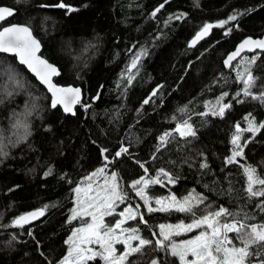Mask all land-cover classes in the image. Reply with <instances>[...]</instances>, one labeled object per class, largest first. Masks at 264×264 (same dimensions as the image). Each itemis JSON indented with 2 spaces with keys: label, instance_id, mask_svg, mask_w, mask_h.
Wrapping results in <instances>:
<instances>
[{
  "label": "trees",
  "instance_id": "trees-1",
  "mask_svg": "<svg viewBox=\"0 0 264 264\" xmlns=\"http://www.w3.org/2000/svg\"><path fill=\"white\" fill-rule=\"evenodd\" d=\"M60 2L0 0V5L16 10L1 25H29L43 44L42 55L61 69L56 82L79 85L84 92L75 115L53 108L49 92L36 77L15 56L0 53V264H59L68 253L66 241L72 231L86 222H68L76 202L74 189L86 188V178L105 165V172L118 173L127 201L135 206L136 201L142 203L139 210L148 223L139 217L137 221L145 238L155 240L152 233H158L161 224H188L195 218L175 208L146 211L130 184L141 176L156 177L159 169L174 182L159 176L161 183L150 184L146 190L149 197L174 195L182 201L188 196L203 197V203L193 209L196 217L223 206L240 219L247 216V223L264 224V211L257 207L264 197L249 198L244 171L251 166L264 178V129L241 132L240 143H246L243 156L226 163L236 125L246 129L244 118L249 113L257 123L264 122V102L245 96L237 79L244 68L242 57L258 55L251 66L257 78L251 91H264V53H245L233 67L223 62L243 37L264 36V0H62L68 8L40 7ZM161 4L164 7L153 17ZM180 13L186 15L169 21ZM232 15L235 20L228 19ZM221 21L227 23L215 26ZM205 24L214 27L190 47ZM223 93L228 95L221 103L231 107L223 117L213 116L209 109L218 110L216 101ZM185 105L187 113H180ZM189 117L196 135L180 137L174 129ZM165 132L173 135L166 146L159 147ZM121 146L128 147V153L113 161ZM152 206L158 207L154 199ZM38 208L45 209L41 218L23 227L13 225L17 217ZM200 231L173 237L186 240ZM229 237L240 246L234 233ZM154 258L160 264H181L170 251L154 246H146L129 262L150 264ZM257 259L264 257H251L250 264ZM87 264L105 262L96 257Z\"/></svg>",
  "mask_w": 264,
  "mask_h": 264
},
{
  "label": "snow or ice",
  "instance_id": "snow-or-ice-1",
  "mask_svg": "<svg viewBox=\"0 0 264 264\" xmlns=\"http://www.w3.org/2000/svg\"><path fill=\"white\" fill-rule=\"evenodd\" d=\"M19 2V0H17ZM165 3L168 0H164ZM42 8L46 7H58L68 8L62 0L55 5H40ZM164 7V4L159 5L153 12L152 16L156 14ZM76 9L69 8V11H75ZM15 9H11L5 6H0V24L6 20L7 17L15 14ZM184 13L175 14L168 19H182ZM229 20H235L236 15H232ZM167 23V22H166ZM227 21H221L218 25L222 27ZM214 25L205 24L195 37L190 42V47L195 46L198 41L208 35L211 28ZM231 31V29H229ZM40 41L33 35L32 29L27 25H11L3 27L0 30V53H12L15 54L21 64L27 66L36 77L46 85L49 92L52 94L51 107L55 108L58 104L63 105V110L66 113H72L73 108L70 105L80 103L81 89L78 87H61L53 83L52 78L60 75L59 68L49 63L47 60L40 58L37 53L40 50ZM260 49L264 50V39H253L251 37L245 39L237 49L232 52L224 64L227 67H233L232 61L235 60L245 50ZM141 52L139 55H142ZM139 55L132 62V67L135 68L139 59ZM258 55L253 56L251 59L242 57L241 62L244 65L243 71L237 73V79L242 81L243 87L241 92L245 96H251L252 99L260 100L264 102V91L259 94H253L251 89L256 83V77L252 74L251 66L255 64L258 59ZM239 67V65H237ZM14 84L20 85L18 80H15L12 76L9 77ZM132 77H129L131 80ZM159 87H162L159 86ZM238 92L236 95L239 96ZM11 95V93H8ZM156 95V90L153 91L152 96ZM228 95L223 93L216 101L218 110L216 108H210L209 111L213 116L223 117L225 111L231 107V104H222L224 96ZM98 98V96L96 97ZM148 99L144 100V104L149 103ZM242 102V101H240ZM87 107V106H84ZM180 113H187V105L178 110ZM208 113H200V115H207ZM173 120L177 119V116L172 117ZM248 121V127L241 129L239 123L236 125V133L233 135L231 143L234 146L231 155L226 159L227 164L236 162L238 156H243V148L245 144L240 143L241 132L247 131L250 133H256L261 129H264V122L257 123L254 117H251V113L244 118ZM188 119H182L178 122L177 127L174 129L175 133H178L180 137H194L196 131L194 130ZM19 125L17 124L16 127ZM25 134H27V126L25 125ZM173 135L172 132H165L159 137V147H164L169 141V137ZM159 147L157 151H159ZM102 151L107 152V149ZM128 153V147L121 146L118 151L115 152L112 160H116L123 154ZM108 160V157H104ZM107 165H105V168ZM143 167V165H141ZM201 167H207L206 164H202ZM105 168H99L87 177L89 181L86 188L77 187L74 189L76 193V206L70 210V216L68 222L71 223L74 220L86 221L81 224L80 227L75 228L72 231V235L66 241L69 244V250L66 256L59 262V264H87L88 260L100 257L105 264H130L129 257L136 253H142L146 246H154L156 249L170 251L172 256H176L181 261V264H250L251 257H264V224L247 223V216L244 219L238 218V214L230 212L223 206L218 207L215 211H208L206 214L199 217L195 216L193 211L194 207L203 203V197L188 196L179 201L173 195L171 197L152 198L147 194V188L150 184H159L161 180L159 176L163 175L167 177L169 183H173V178L170 174L166 173L164 169H159L157 176L153 178H145L141 176L139 179L133 180L130 184L131 190L138 196L146 206L148 213L155 211H169L175 208L181 212L192 213L195 217L191 223L185 224L181 222L177 225H159V232H153L152 235L156 239H148L140 234L138 228H126L124 225L129 220H137L145 225L148 223L144 220V213L139 210V206L133 207L129 203L122 211H116L119 204H124L129 199L126 192H122L118 173L112 172L110 176H105V183L102 187L90 195L92 190L91 180L98 174H104ZM147 173V168H144ZM247 178L246 192L249 198L264 197V178L257 175L256 169L248 166L244 169ZM51 169L45 173V176L49 175ZM83 197V198H82ZM155 200V204L158 207L152 206V201ZM195 202V203H194ZM47 206H45L46 209ZM264 211V199L257 205ZM45 209H40L34 212L26 213L17 217L12 223L15 226L23 227L25 224L30 223L32 220L37 219L44 215ZM117 215L119 219H116L113 224L109 225L105 223L106 216ZM232 217L229 221L227 218ZM86 218H90L86 220ZM193 229H203L193 239L181 241L176 243L173 240V236L180 235L182 232H190ZM229 233H234L236 240L240 246H237L233 240L229 237ZM15 239V237H13ZM137 242L133 244V242ZM99 245V250L91 247L92 245ZM116 244H123L124 250L117 252ZM255 249V251H253ZM191 255L193 259L189 260L188 256ZM150 264H160L158 259H152ZM255 264H264V259L255 260Z\"/></svg>",
  "mask_w": 264,
  "mask_h": 264
},
{
  "label": "water",
  "instance_id": "water-1",
  "mask_svg": "<svg viewBox=\"0 0 264 264\" xmlns=\"http://www.w3.org/2000/svg\"><path fill=\"white\" fill-rule=\"evenodd\" d=\"M0 6H5V7H8V8H11V9H13L12 7H10V6H7V5H0ZM12 16H10V17H7L6 18V20L7 19H9V18H11ZM4 22V21H3ZM2 22V23H3ZM11 25H27V24H23V23H19V22H12V23H7V24H4V25H1L0 24V30H2V28L3 27H8V26H11ZM27 26H29V25H27ZM30 27V26H29ZM31 28V27H30ZM32 29V28H31ZM211 30V29H210ZM32 32H33V29H32ZM210 32V31H209ZM209 34V33H208ZM33 35H34V37L36 38V39H38L39 41H40V45H41V47H40V50H39V52L37 53V55L40 57V58H42V59H44V60H47L49 63H51V64H54V65H56L58 68H59V70H60V74H61V69H60V67L57 65V64H55V63H53V62H51L47 57H45L44 55H42V49H43V44H42V42H41V40L34 34V32H33ZM195 37V36H194ZM249 37H251V38H253V39H264V36H252V35H247V36H245V37H243L241 40H239L237 43H236V45H235V47L232 49V50H230L226 55H225V57H224V59H223V62L227 59V57L232 53V52H234L236 49H237V47L245 40V39H247V38H249ZM192 41V40H191ZM256 51H260V52H263L264 53V50H260V49H253V50H248V49H245L242 53H241V55L240 56H238L235 60H233L232 61V65L237 61V60H239L245 53H254V52H256ZM6 54H9V55H13V56H15L16 58H17V56L15 55V54H12V53H6ZM17 60H18V58H17ZM18 62H19V60H18ZM20 63V62H19ZM21 64V63H20ZM22 65H24V64H22ZM25 67H26V69L31 73V74H33L35 77H36V75L33 73V72H31V70H29L28 68H27V66L26 65H24ZM226 66V65H225ZM56 77H58V76H55V77H53L52 78V81H53V83H55L57 86H61V87H68V86H72V87H78V88H80L81 89V97H80V103H77V104H74V105H70L72 108H73V112L76 114V107L79 105V104H81L82 102H83V98H84V92H83V88L81 87V86H79V85H73V84H67V85H63V84H59V83H57L56 82V80H55V78ZM36 79L47 89V87H46V85H44L37 77H36ZM47 91H48V89H47ZM49 92V91H48ZM49 94H50V96H51V100H52V94H51V92H49ZM57 106H59L62 110H63V105H60V104H58ZM56 106V107H57ZM63 112L64 113H66L64 110H63ZM66 114H71V115H75V114H72V113H66ZM40 209H43V208H38V209H33V210H30V211H27V212H25L24 214H26V213H30V212H34V211H37V210H40ZM24 214H22V215H24ZM21 216V215H20ZM42 216H40V217H38L37 219H35V220H32L30 223H32V222H34V221H36V220H38L39 218H41ZM30 223H28V224H30Z\"/></svg>",
  "mask_w": 264,
  "mask_h": 264
},
{
  "label": "rangeland",
  "instance_id": "rangeland-1",
  "mask_svg": "<svg viewBox=\"0 0 264 264\" xmlns=\"http://www.w3.org/2000/svg\"><path fill=\"white\" fill-rule=\"evenodd\" d=\"M111 173H112V171H107V172H104V174H98L97 176H95L94 177V179H93V181L91 182V184H92V192L91 193H89L90 195H93V194H95V192L97 191V190H99V188L100 187H102L103 185H104V183H105V176H110L111 175ZM88 183H89V181H88ZM171 197V196H170ZM83 198V197H82ZM179 201H182V200H179ZM129 203H131L132 205H133V207H136L135 206V204H133V202H131V201H125V203L124 204H119L118 205V207H117V209H116V211H117V213L118 212H120V211H122ZM136 203L138 204V206H141L142 207V203L141 202H139V201H136ZM75 206H76V202H75ZM74 206V207H75ZM112 218H114V219H109V218H107V216L105 217V223L106 224H109V225H111V224H113L114 223V221L116 220V219H119V217L117 216V215H115L114 214V216L112 217ZM88 219H90V218H88ZM114 220V221H113ZM110 221H111V223H110ZM140 226V223L137 221V220H129L125 225H124V227H126V228H138ZM203 229H201V231H202ZM140 234L142 235V232H140ZM71 235H72V233H71ZM70 235V236H71ZM196 235H198V234H196ZM195 235V236H196ZM69 236V237H70ZM143 236V235H142ZM195 236H193L192 238H189V239H193ZM144 237V236H143ZM69 239V238H68ZM189 239H186V240H189ZM173 240L176 242V243H180L181 241H185V240H177L175 237H173ZM135 243H137V242H133V244H135ZM118 244H116L115 245V247H116V249H117V251H118V248H120L119 249V251H118V253L119 252H122L123 250H124V245L123 244H120L119 246H117ZM91 247H93L94 249H97V250H99V245H92ZM188 259L189 260H191V259H193V257L191 256V255H189L188 256Z\"/></svg>",
  "mask_w": 264,
  "mask_h": 264
}]
</instances>
